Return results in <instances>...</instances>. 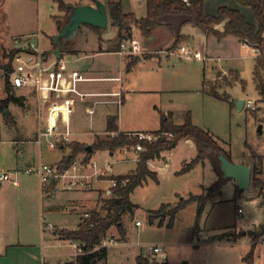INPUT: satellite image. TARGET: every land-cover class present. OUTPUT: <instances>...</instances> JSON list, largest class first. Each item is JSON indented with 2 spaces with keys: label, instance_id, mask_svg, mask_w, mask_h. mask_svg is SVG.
Masks as SVG:
<instances>
[{
  "label": "crops",
  "instance_id": "crops-1",
  "mask_svg": "<svg viewBox=\"0 0 264 264\" xmlns=\"http://www.w3.org/2000/svg\"><path fill=\"white\" fill-rule=\"evenodd\" d=\"M44 1L45 0H37L40 10L41 4L44 3ZM61 1L69 6L95 4L93 0H75L76 2H72V0ZM97 1H101L106 5L108 13V3L112 0ZM120 1L122 2L123 10L126 14H133L137 19L146 17V4L144 12H141L139 9L143 0H134L131 3L126 1V6L124 0ZM220 8L237 10L248 22L257 25L252 10L242 6L237 0H204V12L206 15L216 16ZM65 14V12L60 10V15L55 16L54 27L50 33L41 31L43 39L46 37L49 41V48L42 50V52L51 54L52 51L56 49L54 47V37L59 33L57 21H63ZM110 24L111 22L108 14V27L105 30L82 25L81 28L87 26L88 29L86 31H80L75 41H73L71 47V52L73 54H69L68 51L62 54L68 61L67 64L71 70L78 71L84 79H89L80 82L78 85L79 91L86 95L84 97H72V143L92 146L99 135L106 133L108 120L112 117L115 118L118 131L123 133L156 132L161 128L162 116L164 114H170L175 125H182L185 121V115L190 112L185 110L182 111L183 122H178L175 117V112L177 110L173 97L183 92H196L198 94L208 95L203 91L204 84L207 83V78L205 70L197 65V62H201L200 60L192 61L182 59L175 53L176 48L171 49L176 41L180 40V45L189 47L193 51L203 53L207 56V59L214 58L216 55L218 60L221 59L222 55H228L226 54L228 51L240 52L244 49L249 50L248 47H250L244 46L238 38L233 36H228L219 41L215 36L205 34L190 22V17L188 15H164L159 18L160 25L158 28L148 36L143 35L136 25H132L129 33L133 34L134 30L139 31L138 35L140 39L138 37L137 39L144 51L142 55H120L118 53L120 41L115 42V37L118 36L122 39V36L119 34V30L114 26H112L113 32L108 33ZM222 28L223 26L218 27L219 30H222ZM31 29L32 28L28 31H32ZM39 29L38 27V31ZM16 36H27V34ZM80 37H83V41H86V43L79 42ZM88 43L91 44L89 45ZM250 49L253 51L256 62L257 54L252 47ZM247 54L251 55L249 51ZM183 60L192 61L193 63L189 64ZM230 73L236 74L241 80L238 71H231ZM216 79H218V76ZM113 93H119L120 96L108 95ZM23 94H25V96H22ZM28 95L35 94L30 91H24L20 93V95L15 96L26 98ZM42 120H44V117L41 118V127L45 123V121L43 122ZM152 127L156 128L152 129ZM202 130L208 132L228 153L232 160L231 153L227 147L228 145L220 141V139L209 130ZM87 137L92 138L88 139L90 141L87 142ZM36 140L37 139L21 143L22 145L20 144L18 147L20 154L25 153L23 150V145H25V143H37ZM182 141L187 144L189 143L191 147L195 148L192 141ZM178 145L173 150L162 152L159 158L150 160L148 164L149 169L156 172L158 176L157 170L160 168L158 163L164 161L167 166L168 155L171 154ZM58 149L62 152V156L48 165L60 164L63 158L70 154V151L67 148H63V146H60ZM110 154L115 155L117 152ZM40 157L42 156L40 155ZM117 162L124 161L121 159ZM239 163L248 165L251 169L257 166L260 171L259 177L262 179L264 178L262 164L258 166V162L254 158L250 159V161L240 160ZM182 164L186 166L188 160H184ZM197 166L212 170L213 183L218 179L209 161L206 160ZM135 169L133 170L134 172ZM125 175L126 174L119 176ZM34 180L32 177L23 176L20 179L19 186H8L4 183H0V198L4 199L3 202H0V264H68L74 261L75 247H79V244L61 240L56 234L57 231L63 229L77 230L86 217L89 216L90 210L102 206L99 212H103L105 201L112 195L110 188L105 187H100L98 189L92 188L89 191H68L56 188L46 190L42 188L38 177H35ZM228 184H231L233 189L236 190V182L229 181L223 189V197L214 200L213 203L209 202L204 208L201 219L207 208H211V211H213L217 206L225 202V188ZM209 187L210 186L201 185L202 193L206 194V190ZM255 189L258 190L260 194V207L264 210V194L260 193L259 189ZM83 194L84 196H82ZM103 194H105L107 198L103 197ZM243 194L244 192L241 197ZM60 198L64 200V204L57 203V200ZM60 208L65 209L62 217L59 216L60 213L58 210ZM160 221L164 223L163 220H155L153 223H159ZM250 222L251 219L244 220L243 225L240 226L238 221L235 220V222L228 225L222 232L211 237H216L228 231L234 229L239 230L246 227L242 232L238 231V233H234L236 235L239 233L242 234L236 241L217 242H225L229 244V246L242 245L248 247L250 251L254 243L252 236L249 235V232L253 231L252 226H248ZM124 228L126 232L124 240H122L120 235L110 230L108 235L113 237V239H111L113 242L106 243L108 251L107 258L95 264H110L115 256L118 259L125 252L127 263L130 261L128 256L130 252L132 259L136 262L135 264H139L138 258L152 259V256L148 253V248L152 245L143 247L139 245V242L132 243L128 230L126 227ZM201 232L202 228L197 237L201 235ZM261 240H264V235L256 241L254 259L251 264H262V257L259 258L257 252V246ZM262 243H264V241H262ZM66 244L72 246L74 249L73 253L68 254L71 256V260H63L60 258L61 255L63 256L66 254H58L50 251L52 247H61ZM163 246L166 247L165 245ZM244 258L245 256L241 254L233 264H246ZM168 262L177 264L170 261Z\"/></svg>",
  "mask_w": 264,
  "mask_h": 264
},
{
  "label": "rangeland",
  "instance_id": "rangeland-1",
  "mask_svg": "<svg viewBox=\"0 0 264 264\" xmlns=\"http://www.w3.org/2000/svg\"><path fill=\"white\" fill-rule=\"evenodd\" d=\"M126 1L131 3L134 0H124L125 6ZM72 2L76 1L72 0ZM145 4L146 1L143 0L142 5L139 7L141 12H144ZM57 15H60L58 0H45L41 4V10L37 0H0V102L7 97L5 91L6 74L7 69H9L7 67L10 59L15 52L14 38L20 37L16 35L27 34L24 38H28L32 45L40 48V50L48 49L49 41L46 37L43 39L41 31L50 33L54 27V18ZM38 27L40 28L39 31ZM30 28H32V31H28ZM87 29V26H83L80 31H86ZM112 32L113 28L110 24L108 33ZM138 34V30L133 31V35L136 38H139ZM122 35V39L128 36L126 32H123ZM115 38V42L121 41L118 36ZM79 42L86 43V41H83V37H80ZM180 42V40L176 41L171 49L177 48ZM88 44L90 45L91 43ZM248 48L249 50L244 49L240 52L228 51L226 52L228 55H222L219 60L216 55L215 57L213 56L214 58L207 59V56L201 53L205 60L197 62V65L205 70L207 82L212 81L207 85L210 88L223 85L218 88V91L228 100H218L196 92L178 93L173 97L177 110L175 117L181 123L183 122L182 111H189L195 125L209 130L220 141L228 145L227 147L234 163H239L240 160L250 161V159H253V153H255L263 157L262 167L264 169V102L253 80V70L256 62L253 51L250 49L251 47ZM248 51L251 55L247 54ZM183 61L189 64L193 63L192 61ZM231 71H238L243 83L237 82L233 85H226L225 79L228 82H233L234 80L229 75ZM220 73L226 74L225 77L227 78L216 79ZM23 92L19 90L15 94L20 95ZM17 98L21 99L22 105L11 103L7 109L0 110V175L13 169L25 170L30 166H38L40 163L51 164L62 156V152L59 149L54 151L49 149L46 139H43L41 144L25 143L23 145L25 153L20 154L18 147L21 143L34 141L38 138V133L42 129L41 118L44 116L35 95ZM240 99H251L256 103L257 110L255 112L246 108L238 110L235 100ZM5 111H7V115ZM42 121L44 122L45 120ZM155 128L152 127V129ZM98 137L106 139L107 135L101 134ZM91 138L87 137L86 141H90L88 139ZM67 149L71 152L69 148ZM196 155L197 151L195 148L191 147L189 143L181 141L178 147L168 155L167 166L164 161L159 162L158 166L160 168L157 170L159 182L156 183L150 180L147 184L134 191L131 200L136 209L133 214H128L124 217V227L128 230L132 243L139 242V245L143 247L154 244L165 245L168 253V258L164 260L165 262L170 261L177 264L184 261L189 264H233L241 254L244 256L248 254V247L242 245L229 246V244L225 243L226 241L219 243L217 242L219 240H214V237L211 236L222 232L235 220L242 226L244 220L251 219L248 226H252V232L261 231V228L264 227V210L260 207V194L252 183L251 187L244 191L242 197V194H240L238 199H235V192L238 191L237 185L235 184L236 190L233 189L231 184L227 185L225 188V202L217 206L213 211H211V208L205 210L200 221V230L202 228V232L199 237H197L199 233L196 236L194 235L197 212L195 203L180 211L173 227H168L169 217L167 213L170 208L188 200L191 195H202L201 185L211 186L213 184V172L209 168L195 166L191 171L181 174L185 167L182 164L183 161L188 160V163H190ZM79 158L84 159V155H79ZM121 159H123V155L120 153L111 155L108 151H98L91 161L96 163L98 168H102L107 163H113L116 176L133 174L137 163L133 161L117 162ZM23 176L32 177L33 180L37 177L35 174L22 175L21 178ZM92 181L93 189L100 187L111 188V183L108 181L101 182L97 178H93ZM4 184L12 185L9 182ZM103 197L107 198L105 194H103ZM3 201L4 199L0 198V202ZM213 202L214 200L211 201V203ZM57 203L64 204V200L60 198ZM101 208L102 206L90 210V213L92 211H101ZM164 209L166 210L162 212ZM237 209H242L243 213L238 214ZM64 210V208L58 210L59 216L62 217ZM150 214L155 220H163V225L159 226L158 222L150 223ZM136 221H140L142 226L136 227ZM245 228L234 229L226 233L242 232ZM111 230L119 235L116 228ZM110 236L108 235L107 240L113 239ZM262 241L264 240H261L257 246V252L258 257H262V264H264V243ZM253 242H255L254 239ZM50 251L66 254L61 255L60 258L71 260V256L68 254L73 253L74 249L66 244L61 247H52ZM128 256L130 259L128 263L126 262L125 252L118 259L115 256L116 259L114 258L110 264H135L136 262L132 259L131 252L128 253ZM146 260L149 261V259ZM152 261L154 259H150V264L153 263Z\"/></svg>",
  "mask_w": 264,
  "mask_h": 264
},
{
  "label": "trees",
  "instance_id": "trees-1",
  "mask_svg": "<svg viewBox=\"0 0 264 264\" xmlns=\"http://www.w3.org/2000/svg\"><path fill=\"white\" fill-rule=\"evenodd\" d=\"M96 2L97 0H93ZM242 6L248 7L252 10L253 15L257 21V25L251 24L248 20L237 10L229 8H220L216 16H208L204 12V0H188L189 5L183 0H146V17L143 19H137L133 14H126L123 10V5L120 0H112L108 3V14L111 25L119 30V34L123 36V32H126L129 36L132 25H136L138 30L143 35H150L156 28H158L159 18L164 15H188L190 22L202 30L205 34L215 36L219 41L233 36L240 40L243 44L257 47L259 54L256 57V65L254 68V81L257 85L262 101L264 102V0H237ZM59 2V8L65 12V19L63 21H57L59 32L62 30L65 22L70 14V6L66 5L61 0ZM57 20V19H56ZM223 26L222 30L218 27ZM72 42L64 43L61 41L62 54L71 52ZM55 45V44H54ZM56 48V46H54ZM67 50V51H66ZM131 67V66H129ZM7 74L10 73V63L8 64ZM226 74L218 75V78L225 79ZM233 77L232 81L225 79L226 85H233L237 82L243 83L236 74H229ZM210 82L204 84L203 91L219 100H228L225 96H222L217 86H208ZM6 94L7 97L0 102V110L8 108L9 104L15 103L22 105L21 99L15 97L11 93V87L6 82ZM118 131L115 118L108 120V127L106 133ZM155 134H168L171 137H161L157 142L152 144H146V150L140 154L141 162L137 164L135 172L130 175L118 176L115 179H127L128 182L125 186L118 185L117 188L112 190V196L105 201L103 206V212L92 211L89 214V219L86 223H82L77 230H58L57 236L61 240L78 243L81 249V254L77 255L74 261L68 264H95L98 261L106 260L107 247L102 246L99 250L94 251L96 246H101L103 240L107 238L108 233L112 228H116L122 240L125 239L126 232L124 228L123 219L128 214H133L136 206L131 200V196L134 191L147 184L150 180L158 183L157 173L151 171L147 162L159 158L162 152L173 150L180 141L190 140L194 143L197 150V156L194 160L188 163L181 174L191 171L198 164L209 161L218 176V179L206 190V194L191 195L188 200L182 201L177 206L170 208L167 216L169 217L168 227H173L177 214L184 210L188 205L196 203V223L194 228V235L196 236L200 231V221L204 212L205 206L218 198L223 197V189L229 180L223 178V174L220 168L219 156L224 154L228 159L230 156L219 145V143L206 131L198 128L193 124L190 113L185 115V121L182 125H175L170 114L162 116L161 128ZM133 144L130 142L127 134L122 133L119 137L101 139L97 137L92 145V152L86 150V145L79 143H70L63 146V148H69L70 154L63 158L61 163L62 167H69L73 161L84 155V162L89 163L94 154L98 151H108L115 153L119 148ZM253 158L258 162V166L262 164L263 157L253 153ZM260 171L258 167L252 169V184L258 188L260 193L264 194V181L259 177ZM242 191L238 189L235 192V199H238ZM166 207V206H165ZM168 207V206H167ZM166 209L162 210L164 212ZM152 214V213H151ZM149 215V222L153 223L155 218ZM163 222H159V226H162ZM239 234L223 233L214 237V240L219 241H236L241 237ZM253 237L254 243L251 246L249 253L245 256L244 261L251 264L254 259L256 241L264 235V227L260 232L249 233ZM139 264H150V260L138 258ZM152 264H171L169 262H155ZM180 264H189L188 262H182Z\"/></svg>",
  "mask_w": 264,
  "mask_h": 264
},
{
  "label": "built area",
  "instance_id": "built-area-1",
  "mask_svg": "<svg viewBox=\"0 0 264 264\" xmlns=\"http://www.w3.org/2000/svg\"><path fill=\"white\" fill-rule=\"evenodd\" d=\"M189 5L188 0H183ZM264 37V33H263ZM244 46H249L243 43ZM256 54H259L257 47L250 46ZM120 55H142L144 51L139 40L131 34L121 39L119 43ZM15 52L10 59V73L7 74V80L11 87V93L15 96L16 91H30L34 93L40 103L45 123L38 133L37 143L41 144L46 139L49 149L56 150L60 146H65L71 142L72 128L71 117L73 114V96H85L79 91L80 82L89 80L84 79L78 71L71 70L68 67L67 60L61 56L58 59L54 54H46L29 42L28 38L20 36L14 38ZM175 53L178 57L185 60H205L203 55L198 51H193L189 47L180 45L176 48ZM117 95L120 94H108ZM22 96H25L23 94ZM256 103L251 99L245 100L244 108L255 112ZM123 132L115 131L105 133L107 137H119ZM130 142L133 144L125 145L116 152L123 155V161H133L140 163V154L146 148V144L157 142L161 137L171 135L155 134L151 132H129L125 133ZM149 164V161L147 162ZM35 174L40 180L43 189H61L68 191H89L92 189V179L97 178L101 182L108 181L111 183L110 190L117 188L118 185L125 186L127 179L117 180L114 174L113 163H107L102 168H98L96 163H85L83 159L77 157L69 167H62L59 164L48 165L39 164L30 166L25 170L13 169L3 172L0 175V183L9 182L13 186L20 185L22 175ZM239 214L243 213L242 209L238 210ZM89 216L83 223H86ZM136 227H141L140 221L135 222ZM112 240H103L101 246H96L94 251L100 247L106 246V243H112ZM81 249L75 247V257L81 254ZM148 253L155 262H165L168 258L166 247L163 245H152L148 248ZM163 260H159V259Z\"/></svg>",
  "mask_w": 264,
  "mask_h": 264
},
{
  "label": "water",
  "instance_id": "water-1",
  "mask_svg": "<svg viewBox=\"0 0 264 264\" xmlns=\"http://www.w3.org/2000/svg\"><path fill=\"white\" fill-rule=\"evenodd\" d=\"M70 14L62 30L54 37L56 49L52 51L58 59L62 56L61 41L64 43L74 41L80 33L82 25H87L96 29L105 30L108 27L107 8L101 1H96L94 5L70 6ZM9 83V80H7ZM245 100H235L238 110L244 109ZM7 115V111H5ZM86 150L92 152V146L88 145ZM220 168L223 178L235 181L240 191L244 192L251 186L252 169L245 164L234 163L224 154L219 156Z\"/></svg>",
  "mask_w": 264,
  "mask_h": 264
}]
</instances>
